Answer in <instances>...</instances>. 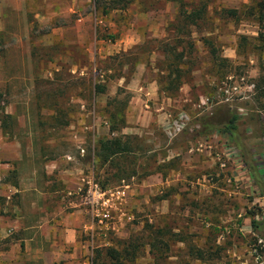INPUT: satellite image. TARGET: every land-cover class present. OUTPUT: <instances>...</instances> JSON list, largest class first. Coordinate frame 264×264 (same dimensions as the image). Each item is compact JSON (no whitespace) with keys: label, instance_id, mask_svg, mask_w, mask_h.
<instances>
[{"label":"rangeland","instance_id":"obj_1","mask_svg":"<svg viewBox=\"0 0 264 264\" xmlns=\"http://www.w3.org/2000/svg\"><path fill=\"white\" fill-rule=\"evenodd\" d=\"M95 1L0 0V106L11 116L4 131L18 133L21 142L27 137L20 133L27 131L45 160H63L79 168L80 187L66 196L73 197L88 221L91 260L93 250L100 248L98 242L114 245L136 237L143 247L132 263L124 264H149L146 235L150 228L166 227L168 222L150 218L149 207L135 212L129 194L137 189L138 176L150 169L151 156L146 152L152 134L172 133L166 128L182 114L188 119L185 130L197 119L227 107L239 116L237 125L247 146L259 150L264 160V99H256L255 94V84L264 75V29L253 15L264 0H181L187 11L203 9L192 26L176 19L179 0H119L114 4L117 10L106 13L110 0H99L97 8ZM227 10L236 16L226 15ZM170 53L183 57L176 66L184 75L176 93L167 96L157 81ZM95 85L103 91L96 94ZM159 106L164 116L158 122ZM143 112L147 122L141 127L135 119ZM111 114L115 127L120 126V117L125 126L109 132ZM101 137H117L132 151L98 166L93 148ZM216 137L234 150L225 137L217 133ZM162 140L153 143L162 145ZM242 167L249 178L239 175L237 186L232 183L236 196L231 205L240 215L235 226H241L243 218L246 224L251 218H264V196H258ZM86 176H92L102 191L125 192L121 200L111 198L114 230L105 237L81 202V179ZM217 180H212L215 188L208 195L214 204L206 202L207 212L219 213L222 202H228L225 186ZM255 237L251 231L240 242L248 252L250 245L257 247L264 260V237ZM157 262L166 264L164 259Z\"/></svg>","mask_w":264,"mask_h":264},{"label":"crops","instance_id":"obj_2","mask_svg":"<svg viewBox=\"0 0 264 264\" xmlns=\"http://www.w3.org/2000/svg\"><path fill=\"white\" fill-rule=\"evenodd\" d=\"M156 111L159 122L164 113L160 114L161 106ZM146 113L135 119L141 127ZM169 133L152 134L146 152L151 166L138 176L137 189L129 194L130 208L141 213L149 207L150 218L168 222L166 227H152L168 236L166 264H252L240 242L251 232L249 224L243 218L242 225L235 226L240 215L231 205L236 196L232 183L237 186L239 175L249 178L238 155L215 140V132L198 135L189 126L180 134ZM20 134L26 141L0 129V264H85L89 224L73 197L66 196L80 187L79 168L63 160H45L28 139L30 133ZM155 137L164 139L162 145L153 143ZM213 178L225 186L224 199L228 198L219 213L205 210L207 201L214 204L208 195L215 188ZM115 232L119 234L117 227ZM194 252L200 258L192 256ZM149 257V264H158Z\"/></svg>","mask_w":264,"mask_h":264},{"label":"trees","instance_id":"obj_3","mask_svg":"<svg viewBox=\"0 0 264 264\" xmlns=\"http://www.w3.org/2000/svg\"><path fill=\"white\" fill-rule=\"evenodd\" d=\"M119 0H110L109 7L104 12H110L112 10H117L116 4ZM100 1L96 0L94 2L96 8ZM257 9H253V15L256 16L258 24H262L264 29V4H257ZM124 9L125 6L123 5ZM226 15L232 17L236 16V12L233 10L224 11ZM203 14V9L198 7L187 11L181 0L178 1V12L176 15L177 20H181L182 23L187 25H195L196 22L201 19ZM264 34V33H263ZM174 49V48H173ZM213 55V54H212ZM215 58V57H214ZM183 57L181 54L178 55H168L167 65L165 72L160 80L157 81L159 90L165 93L167 96H172L179 89L181 85V79L184 75V71L176 66V62L182 61ZM255 94L256 99H264V75L260 77L255 84ZM95 93H101L103 88L101 86H94ZM108 119L110 122L109 132L118 131L121 127L125 126L123 118L120 117V126L115 127L113 122L114 115L111 114ZM239 116L230 111L227 107H221L216 109L213 114L206 118H200L194 121L190 127L195 128L198 131V135H205L215 132L223 137H225L226 142H228L235 150L238 158L242 162L243 166L246 168L248 174L251 177L252 184L258 190V196H264V160L259 155V150L250 149L245 143L244 135L239 131L237 121ZM11 123V116L3 111V107L0 106V129L6 130ZM130 147L126 143H121L120 139L117 137H101L96 140L93 148L94 161L97 162L98 166H103L115 156L125 155L131 153ZM249 227L253 232L255 238L262 239L264 236V218L259 220L249 219ZM146 239L149 241L146 243L148 247V254L152 257L154 262L157 260H163L166 257L167 244L166 241L168 236L165 232L160 230L149 229ZM142 236H140V240ZM166 239V240H165ZM263 240V239H262ZM139 239L136 237H131L123 241H116L114 245L108 247L95 248L93 250L92 264H124L132 263L136 258L139 249L143 247L142 240L139 243ZM260 241V240H257ZM252 246V245H250ZM192 251H190L191 253ZM192 256L199 257L198 252H194ZM200 258V257H199Z\"/></svg>","mask_w":264,"mask_h":264},{"label":"built area","instance_id":"obj_4","mask_svg":"<svg viewBox=\"0 0 264 264\" xmlns=\"http://www.w3.org/2000/svg\"><path fill=\"white\" fill-rule=\"evenodd\" d=\"M188 123V119L185 115H180L177 119L172 120L170 127H168L172 133H179L184 130ZM168 134L169 131H168ZM82 188L81 192V202L85 207L88 216L90 217L91 223L97 227V230L102 237H105L107 233L114 230L113 223L111 222V198L122 199L124 197V190L116 191H102L92 176H86L81 179ZM260 242V241H258ZM250 254L253 263L252 264H264V260L260 256V250L257 247L249 246ZM92 246L90 245L87 251V257L85 264H92L91 260Z\"/></svg>","mask_w":264,"mask_h":264}]
</instances>
